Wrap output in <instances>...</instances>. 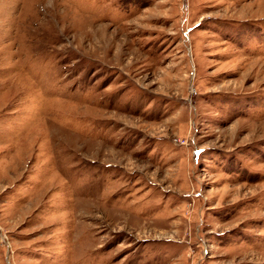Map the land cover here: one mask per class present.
<instances>
[{
  "label": "rangeland",
  "instance_id": "obj_1",
  "mask_svg": "<svg viewBox=\"0 0 264 264\" xmlns=\"http://www.w3.org/2000/svg\"><path fill=\"white\" fill-rule=\"evenodd\" d=\"M0 264H264V0H0Z\"/></svg>",
  "mask_w": 264,
  "mask_h": 264
}]
</instances>
